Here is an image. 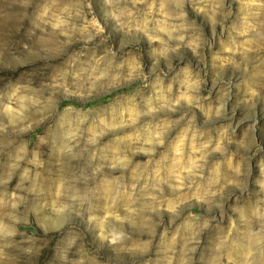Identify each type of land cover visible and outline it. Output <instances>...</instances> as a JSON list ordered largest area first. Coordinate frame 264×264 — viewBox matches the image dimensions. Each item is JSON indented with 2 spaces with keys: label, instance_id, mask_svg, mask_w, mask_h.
<instances>
[{
  "label": "rangeland",
  "instance_id": "374dc122",
  "mask_svg": "<svg viewBox=\"0 0 264 264\" xmlns=\"http://www.w3.org/2000/svg\"><path fill=\"white\" fill-rule=\"evenodd\" d=\"M0 264H264V0H0Z\"/></svg>",
  "mask_w": 264,
  "mask_h": 264
}]
</instances>
